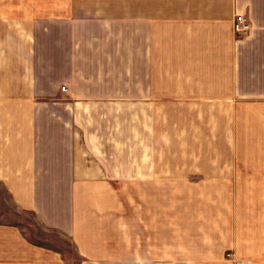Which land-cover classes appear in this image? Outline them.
<instances>
[{"label": "crops", "instance_id": "crops-1", "mask_svg": "<svg viewBox=\"0 0 264 264\" xmlns=\"http://www.w3.org/2000/svg\"><path fill=\"white\" fill-rule=\"evenodd\" d=\"M20 218L76 264H264V0H0V264H69Z\"/></svg>", "mask_w": 264, "mask_h": 264}, {"label": "rangeland", "instance_id": "rangeland-1", "mask_svg": "<svg viewBox=\"0 0 264 264\" xmlns=\"http://www.w3.org/2000/svg\"><path fill=\"white\" fill-rule=\"evenodd\" d=\"M22 223V227L24 228V232L28 237L33 239L37 243H44L50 245V243L56 245V247H60L65 250V255L68 259L69 264H76V255L70 250L68 244L64 241L57 239L55 235L43 234L40 230H38L33 224L34 221L32 219L20 218Z\"/></svg>", "mask_w": 264, "mask_h": 264}, {"label": "built area", "instance_id": "built-area-1", "mask_svg": "<svg viewBox=\"0 0 264 264\" xmlns=\"http://www.w3.org/2000/svg\"><path fill=\"white\" fill-rule=\"evenodd\" d=\"M233 30L237 34H245L250 30V24L243 16H236L233 23Z\"/></svg>", "mask_w": 264, "mask_h": 264}]
</instances>
